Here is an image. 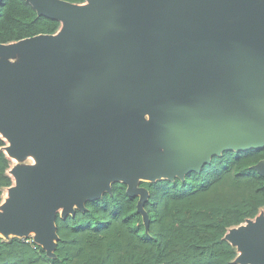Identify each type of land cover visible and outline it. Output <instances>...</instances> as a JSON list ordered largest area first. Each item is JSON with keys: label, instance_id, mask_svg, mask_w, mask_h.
I'll use <instances>...</instances> for the list:
<instances>
[{"label": "water", "instance_id": "water-1", "mask_svg": "<svg viewBox=\"0 0 264 264\" xmlns=\"http://www.w3.org/2000/svg\"><path fill=\"white\" fill-rule=\"evenodd\" d=\"M25 1L60 28L0 43L3 151L37 160L9 170L5 238L33 233L53 258L56 214L114 182L138 197L147 231L141 179L183 180L224 151L264 148V0ZM251 168L264 178V158ZM224 238L236 263L264 264L263 218Z\"/></svg>", "mask_w": 264, "mask_h": 264}, {"label": "trees", "instance_id": "trees-1", "mask_svg": "<svg viewBox=\"0 0 264 264\" xmlns=\"http://www.w3.org/2000/svg\"><path fill=\"white\" fill-rule=\"evenodd\" d=\"M59 28V21L38 16L25 0H2L0 43ZM5 146L0 136V203L3 189L12 186ZM263 158L264 148L224 151L183 180L140 182L148 191L147 231L138 197H128L126 185L114 182L110 194L86 201L84 211L64 219L56 214L53 258L36 243L12 237L0 239V264H238V250L224 236L264 209V178L251 168Z\"/></svg>", "mask_w": 264, "mask_h": 264}, {"label": "rangeland", "instance_id": "rangeland-1", "mask_svg": "<svg viewBox=\"0 0 264 264\" xmlns=\"http://www.w3.org/2000/svg\"><path fill=\"white\" fill-rule=\"evenodd\" d=\"M88 2L85 1L84 3H82V5H87ZM19 59V55H15L14 57H9V58H6V60L10 63H15L17 60ZM5 139V138H4ZM6 141V146H8V141L5 139ZM5 146V147H6ZM4 147V148H5ZM5 151V150H4ZM11 160V168L12 167H16V166H25V167H34L36 165V158L34 155L32 154H28L26 156H24L23 158L21 159H18V158H10ZM10 168V169H11ZM8 175L11 177L12 179V185H14V179L13 177L9 174V170H8ZM141 182H145V180L141 179L140 180ZM8 188H4L3 189V192H2V197H1V203H0V210H1V204L3 203V201L8 197ZM264 219V209L258 214V216L256 217V219ZM254 221V219H252ZM245 223L241 224V225H245ZM32 235H34L33 233H31L28 237H25V238H19L21 241L25 242V243H28V244H31L32 242ZM13 235L10 234L9 236H7V238H5L3 235H0V239H3V240H8L10 238H12ZM238 255H239V252H238Z\"/></svg>", "mask_w": 264, "mask_h": 264}, {"label": "bare ground", "instance_id": "bare-ground-1", "mask_svg": "<svg viewBox=\"0 0 264 264\" xmlns=\"http://www.w3.org/2000/svg\"><path fill=\"white\" fill-rule=\"evenodd\" d=\"M14 157V156H13ZM0 235H2L1 231H0Z\"/></svg>", "mask_w": 264, "mask_h": 264}, {"label": "built area", "instance_id": "built-area-1", "mask_svg": "<svg viewBox=\"0 0 264 264\" xmlns=\"http://www.w3.org/2000/svg\"><path fill=\"white\" fill-rule=\"evenodd\" d=\"M10 170V169H9ZM32 242H33V240H32Z\"/></svg>", "mask_w": 264, "mask_h": 264}]
</instances>
